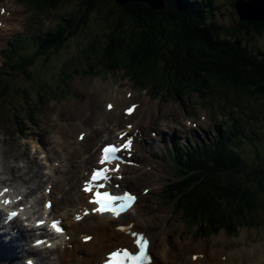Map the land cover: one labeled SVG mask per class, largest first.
<instances>
[{
    "label": "trees",
    "instance_id": "trees-1",
    "mask_svg": "<svg viewBox=\"0 0 264 264\" xmlns=\"http://www.w3.org/2000/svg\"><path fill=\"white\" fill-rule=\"evenodd\" d=\"M26 1L41 11L57 9L68 0ZM81 1L85 12L93 3H100L107 7L106 17L115 16L106 34L107 45L95 52L97 41L94 40L82 49L84 57L97 53L98 64L106 67L108 73L122 72L140 88L150 85L155 91L169 90L176 97L181 92L201 89L206 94H217L214 88L223 90L229 97L257 99L258 95H264L263 60L260 54L241 45L240 38L235 36L242 27L248 33L250 21H239L231 29L208 22L209 11L216 8L211 0H165V8L159 11H152L143 3ZM77 26L78 21L70 22L67 27L57 23L56 27L43 30V36H29L27 43L23 40L21 49L15 47L5 52L2 73L7 78L0 77V109L12 106L18 116L29 108L26 119L28 114L36 113L38 103H28L25 95L33 92L41 95L40 89L47 79L30 67L40 56L49 57L50 52L61 48ZM101 69L91 74L96 75ZM90 70L87 69L86 75ZM11 72L23 77L20 86L16 77L10 79ZM15 95L21 98L14 100ZM256 117L251 115L252 119ZM19 123L23 127L26 122L21 119ZM243 127L223 129L211 143L170 148L174 176L167 180L161 195L168 203L174 200L175 211L189 218V223L217 231L253 211L264 210V160L247 168L245 157L235 149L242 138H247Z\"/></svg>",
    "mask_w": 264,
    "mask_h": 264
},
{
    "label": "rangeland",
    "instance_id": "rangeland-1",
    "mask_svg": "<svg viewBox=\"0 0 264 264\" xmlns=\"http://www.w3.org/2000/svg\"><path fill=\"white\" fill-rule=\"evenodd\" d=\"M2 1L3 0H0V3H2ZM13 1L14 5L18 6L23 11V27L26 29L24 34L27 36L33 34L35 31L36 34H41V36H43L45 32L41 31L40 33V30H46L49 27H56L57 23H61V25L67 27L70 22L78 21V26L75 29L74 35L69 38L61 48H59L57 51H54L53 53L50 52L49 57H45L44 55L40 56L34 65L30 67L31 70H35L39 76L47 79V81L44 83L43 88L40 89L41 95H37L34 92L30 93L29 95H25V98L28 97V103H38L36 113H30V115L27 113V118L30 119L29 121L31 123V128L28 129V136L25 139L21 138L19 121H21V119L26 121V111L28 112L29 108L26 109L24 107L26 109L25 112L21 111V114L18 116L17 114L13 113L12 106H3L0 109V151H2L4 154L2 155V153H0V158L2 160L3 156L4 161H2L6 166L15 165L20 167V170H18L19 172L14 173L13 176L16 178H19L20 176L22 178H28L29 180L27 179L26 181L33 186L38 184V181L41 182L42 179V177H40V171L37 167L40 164L39 162H46L47 166L52 161V159L56 157L53 155V153H55L58 149L56 138L63 135L62 130H69L70 128L74 127L75 123L73 121L76 120L75 122L78 123V117L84 113V110L91 111L92 108H94L96 104L95 100L98 96L100 97V94L98 92L89 91V87H94L92 84L93 82L96 83L97 81H101V83H103V92H109L113 97L116 98L123 96V93L128 89H132V87L135 90L134 92H136V94H134L133 100L136 96H138L139 99H143L146 96L145 92H140L134 84H132L130 81H127L126 79H123L122 73L115 75L112 73V71L108 73L106 67L98 64L97 53H90L87 57H84L82 49L88 46L92 41H97L95 52L100 50L101 47H105L107 45L108 39L106 34H109L110 24L115 17L113 15L106 17L107 7L101 5L100 3H93L91 7L85 12L81 0H68L64 4H61V6L57 9H42L39 13L33 8L32 5H29L24 0ZM211 2L216 6V8H213L209 11L211 14L207 19L208 22L209 20L214 21L218 26H223L229 29L237 25L239 22L238 16L235 13L233 7L230 5V2H233V0H211ZM127 27L130 26L127 25ZM15 30L16 28L12 31L5 32V34L11 35L15 32ZM17 36L18 34L14 37ZM235 36L240 38V44L246 47V49L254 50V48H256L258 50H262V52L264 51L263 39L261 37H256L253 34L251 35V32L247 33L244 27L236 30ZM28 41L29 38L25 39L23 43H27ZM7 42L8 41L6 39L2 40L0 42V48H3L5 44L7 45ZM23 43H20L17 46V49H21ZM29 45L32 46L30 43ZM259 56L262 57V55ZM99 67L105 70V72L100 73L102 78H104V81H102L99 76H91V73L96 71ZM88 68H90V71L92 72L86 75ZM103 69L101 70L103 71ZM2 71L3 68L1 70L0 77H4V75H6L7 78V74L2 73ZM9 75L11 76L10 79H13L14 77L17 78V86H20L23 82V77L20 74L11 72ZM60 83H62L60 87L64 88L62 90L61 88H56ZM214 89L218 92H223L218 88ZM165 93V95L163 93V97L159 96L157 98L154 97L157 96L155 93H147L151 96L150 103L158 104H154L155 106L151 108L153 110V114L156 112L155 116H153L151 119V122L147 123V125H143L146 124L143 123L141 126L145 128H157L158 119L161 116L167 118L168 120H175L176 116L178 117V115L187 114V111H189L188 114L195 115L198 108L191 107V104L196 101L201 102L202 98H204L205 101L202 104L203 109L210 110L211 106H218V104L215 103V101L208 94H206L205 89H201L200 91H191L189 93L181 92L179 97H176L173 92L170 93L169 90ZM23 95L24 94H22L21 97ZM42 95L43 98L40 97ZM95 95L96 98L94 100ZM21 97L20 95H15L13 99L16 100ZM231 97L235 98L233 95H231ZM37 99L39 101L43 100L42 103L36 102ZM130 99L128 100L131 101ZM216 99L218 100V98ZM242 99L243 100H241L240 104L245 105L244 111L247 113L246 116L249 115V117L245 119V116L243 120L245 121V124H239L241 127L244 126L243 131H246L247 138H242L235 149L238 153L245 157L247 168H249L255 162L262 164L264 160V109L260 106V103L263 105L262 99H259L260 103L256 98L253 97H250L253 102L249 98ZM1 101L2 99H0V103ZM223 101L224 99H221L219 102L222 103ZM76 102H80V107L74 108ZM101 103H103V99L100 100V109L103 107ZM224 104L227 105L226 101ZM250 104L252 105L251 110L249 107ZM246 106L249 109L246 108ZM198 107L201 108L200 105ZM231 108L237 115L238 106L233 104ZM158 112L160 115H157ZM91 113L93 116V111ZM221 113H223V111L217 114L220 116ZM217 114H214L213 112L209 113V119L205 121L204 124H201L203 131H201L198 127L195 129H190L189 127H186L180 123V127L175 126L172 130H168L166 133L171 135L175 131V134H177L178 138H180L182 141L186 139L187 135H192L194 139H197V141L201 142L202 139L206 137V135L207 137L212 135V131H214L213 127H216V123L219 126L221 125V127L225 128L226 130L231 128V120H222L220 118L218 121L217 118H219V116ZM252 114L257 115V117L252 119L250 117ZM13 116L16 117L14 118ZM30 123H27V125H30ZM72 129H75L76 132L79 128ZM67 132V136H65L66 139L70 137L72 140L75 132L73 133L71 130ZM166 138L169 139V136H166ZM26 146H28L29 149L27 151ZM140 152L145 155L151 153L157 159V155L154 152L164 155L165 149L162 145H160L159 147L153 148L151 150L142 149ZM258 152L259 155L257 154ZM45 156H47L46 159ZM155 166H157L161 173L164 171L165 173L162 174V178L158 183L156 181L160 178L159 176L154 180L157 184L151 186V190L141 199V202L137 205L136 210H140L138 215L141 216V218L139 217V219H137V226L141 222V225H144L143 227H145V218H148L150 222L152 221L156 226L161 227L162 223L166 222V219H168V225L165 227L167 230L169 227L168 233L171 239L176 237L180 240L188 239L191 246H198V244L202 242L205 245V248H209V238H206V236L203 234H201L199 237H192L190 232L183 230L180 220L177 218V216H175L177 212L173 213L172 205L175 204L174 200L172 204H167L166 201L162 202L159 199L157 192L165 183L164 180L170 179L173 176V173L171 172L173 168L165 157L163 158V162H160ZM166 166H169L170 169ZM25 167L26 173L20 175L21 171ZM147 175L149 174L147 173ZM147 175L138 177L140 180V187H138V189L149 186L147 184L150 178ZM33 177L37 178L35 182L31 180ZM0 178H7V176L3 174L0 175ZM15 181L18 182V180ZM5 182L8 183L9 181L6 179ZM37 190H41L39 185ZM142 200H145V202ZM134 217L136 218V216ZM262 233L263 231L261 232V235ZM249 235L252 236L251 231L249 232ZM259 235L260 233H258V236ZM203 241L207 243V246ZM211 241L215 242V238H212ZM250 241L253 242V239H247L246 245H248ZM228 242L229 241L227 240L226 243ZM238 242L239 237L230 238V245H235ZM227 246H229V244H227ZM19 257H21V254ZM1 258L5 263L8 264H23L21 261H17L15 263L8 261L4 256H1Z\"/></svg>",
    "mask_w": 264,
    "mask_h": 264
},
{
    "label": "bare ground",
    "instance_id": "bare-ground-1",
    "mask_svg": "<svg viewBox=\"0 0 264 264\" xmlns=\"http://www.w3.org/2000/svg\"><path fill=\"white\" fill-rule=\"evenodd\" d=\"M7 6V9L10 10V14L9 16L0 15V20L2 21L0 27V34L5 31V29H14L18 24L19 16L22 14V9L16 7L13 1L10 0V4H7ZM97 82L94 87H89L90 92H98L100 94V97L98 96L96 98V95L94 97V100L96 98V104L94 108H92L91 111L84 110V113H82L81 116L78 117V123L75 122L76 120L73 121L75 125L72 128L82 127L87 130V135L82 141V143H80V148L74 149L73 152L69 155V160L64 164L63 169L66 170V173L61 175V182L65 184L72 183L73 178H76L77 175L82 171V169L87 168V164H93V161L96 158V151L93 149L94 145L98 141H105L106 139L111 140L112 138H114L116 130H118L121 125L126 122L124 119H122V117H124L122 113V107L130 101L125 99L124 96L116 98L113 97L109 92L104 93L103 83H101V81ZM134 94L135 92L132 93L131 99L134 97ZM101 99H103L104 101L107 100L105 101V103L104 101L103 103H101L102 106L104 104V107H102V109L99 108ZM108 100H111V102L113 103V108L109 111L105 109V104L108 102ZM79 103L80 102H76L74 108L80 107ZM92 111L93 116L91 115ZM152 115L153 110L151 109V107L143 104L137 107V109L127 121L133 122V127H138L139 130L142 131L139 123H147L152 117ZM94 124H96V127H94ZM237 127L241 130L240 124H238ZM102 129L107 130V134H105V131ZM66 131L67 130H62L63 135L56 138L58 149L56 148V152L53 153L56 158H53L52 161L58 160L63 153H68L69 148L73 147V145L76 143L75 141L72 142L71 140L70 142L68 139H66ZM159 132L161 133V131ZM159 142L161 141L158 138L152 139L150 136H148L144 145L140 146V148L144 146V149L151 150L153 148L158 147ZM80 160H83L85 164L80 166ZM143 163L144 165L153 166L154 172H148L149 175H147V173H144V171L141 169L137 170L136 168H134L135 171H139L140 176L147 175L150 178L148 180L149 185H155L157 181L155 182L154 180L158 176L160 177L159 174L161 173L157 166H155L156 164H159V162L150 153L148 158L146 157ZM25 173L26 170H23L20 175H23ZM134 177L137 178L136 176ZM27 179L28 178H23L24 181ZM123 183L128 184V186L132 189H138V187H140V180L138 178L134 179L132 177L131 179L124 180ZM32 190V188L26 187L24 192L26 194H30ZM85 197V194H83L82 192L77 190L75 186H73L69 190V192L66 193L65 196L61 199V204L60 201L54 204L52 212L55 214L58 213V208L64 209L65 205L72 206L77 210V208L85 204L82 203L85 201ZM73 198H77V200H74ZM138 201H141V199H139ZM138 201L128 212H126L123 217L120 218V220L129 219L134 221L136 224V222L138 221L137 219H139V217L141 218V216L138 215V212H140V210H136V207L138 205L137 203H139ZM142 201L145 202V200ZM37 202L38 199H35L34 203ZM30 208L34 210L32 205ZM144 213L147 214L146 212ZM1 215L2 213L0 212V264H8L2 260L1 256H4L5 258L9 259H16L12 261L13 263H15L18 259V256L15 254V251H27V249L24 248V244L21 239V233L23 236V231H25L27 234V230L22 226V223H20L18 220L12 221L11 225L16 224V227H18L17 235L11 236L10 239L6 241V239H3L2 236L8 235V233H3L5 229L1 225ZM134 216H136V218ZM145 222V227H143L144 225H141V222L137 227H135L136 229L139 228L140 230H142L144 234L150 238V246L148 248V252L153 254V264H184L185 262H190V254L198 253V249L201 247L205 248V245L202 242H200L198 246H191L190 241L186 239H171L167 234V229L165 227L167 225L166 222H163L161 227L154 225L152 222L149 221L148 218H145ZM65 223L68 226V232H66V234L70 235L71 238L73 237V233L74 235H76L78 231H88L91 234H95V236L87 244L84 245H81L78 242L74 241L71 249L62 248L63 244L61 242L60 246H58L52 252L53 254H56V260L60 264H96L104 258V254L107 251H109L116 245L121 244V242L123 245L127 244L128 241L127 237L114 231L113 227L117 224V221L110 220L107 215L90 216L84 218L83 221L80 223H74L73 220L69 219L65 221ZM121 224H125V222ZM19 230L20 233L18 235ZM223 238L225 239L224 235L222 234L217 239V241H220ZM15 239H17L18 245L15 243ZM224 249L225 246H222L217 250L211 249L207 251L206 264H220L219 255L225 252ZM263 252L264 244L260 246L253 245V243L250 241V243L246 245L244 250L238 248L235 252H232L230 261H237L239 256L241 259L245 260L244 264H256L257 262H259L261 254ZM14 254L16 256L12 257ZM193 263L198 264V257L193 261ZM37 264L55 263L51 261L41 260V262Z\"/></svg>",
    "mask_w": 264,
    "mask_h": 264
},
{
    "label": "snow or ice",
    "instance_id": "snow-or-ice-1",
    "mask_svg": "<svg viewBox=\"0 0 264 264\" xmlns=\"http://www.w3.org/2000/svg\"><path fill=\"white\" fill-rule=\"evenodd\" d=\"M111 107V105L109 106ZM131 111V109L129 110ZM131 141L129 140L126 144L123 145V148L126 149L130 146ZM122 149L118 146L114 145H109L103 149V153L105 155L102 156L100 163L104 164L106 161L108 163H111L112 159H119V157L116 156V153L121 151ZM107 169H102V170H96L92 174L91 180L93 182L95 181H101V180H108L109 176L106 175L105 173L107 172ZM98 187L104 188L105 185L103 183L99 184ZM85 191H91L90 188L85 187ZM123 199H128V200H133L134 197L132 196H126V197H119L115 195H109L108 192H96V199L93 200L92 202L95 204L101 205L98 209H95L96 211H99L101 213L104 212H113L116 215H119L120 212L124 211L123 205L119 207V209L115 208L112 206V202L118 201V200H123ZM107 201V203H105ZM15 215V213H13ZM55 227V224L53 225ZM59 230V229H58ZM133 236H136V233H132ZM90 239V237L86 238ZM136 244L138 246L139 251L137 253H132L128 249H119L116 252L111 254V258H116L120 257L121 255L125 258L123 261H112V264H145V261L147 259V247H148V240L144 238L142 235L140 236L139 239L136 240ZM193 259H196V257H193ZM31 264V262H30Z\"/></svg>",
    "mask_w": 264,
    "mask_h": 264
},
{
    "label": "water",
    "instance_id": "water-1",
    "mask_svg": "<svg viewBox=\"0 0 264 264\" xmlns=\"http://www.w3.org/2000/svg\"><path fill=\"white\" fill-rule=\"evenodd\" d=\"M117 4L123 5L128 2L143 3L149 6L152 11L163 10L166 6L165 0H114ZM233 8L239 21H264V0H234Z\"/></svg>",
    "mask_w": 264,
    "mask_h": 264
},
{
    "label": "flooded vegetation",
    "instance_id": "flooded-vegetation-1",
    "mask_svg": "<svg viewBox=\"0 0 264 264\" xmlns=\"http://www.w3.org/2000/svg\"><path fill=\"white\" fill-rule=\"evenodd\" d=\"M249 32H251V35L253 34L256 37H261L264 41V21H259V20L250 21L249 22ZM252 51L254 54L258 53V54L262 55L261 58H262L263 64H264V51L262 52V50H258L256 48H254V50H252ZM259 99H262L263 105H262V103L259 102ZM257 100L260 103V106L264 109V95H258ZM250 117H251V115H250Z\"/></svg>",
    "mask_w": 264,
    "mask_h": 264
}]
</instances>
